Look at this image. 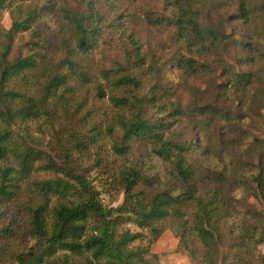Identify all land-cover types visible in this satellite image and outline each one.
<instances>
[{"label": "clouds", "instance_id": "obj_1", "mask_svg": "<svg viewBox=\"0 0 264 264\" xmlns=\"http://www.w3.org/2000/svg\"><path fill=\"white\" fill-rule=\"evenodd\" d=\"M0 264H264V0H0Z\"/></svg>", "mask_w": 264, "mask_h": 264}]
</instances>
